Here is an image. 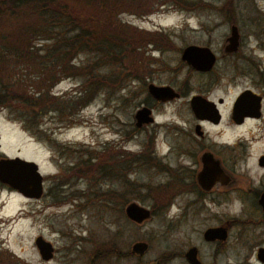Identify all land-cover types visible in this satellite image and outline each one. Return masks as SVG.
Here are the masks:
<instances>
[{"label": "rangeland", "instance_id": "obj_1", "mask_svg": "<svg viewBox=\"0 0 264 264\" xmlns=\"http://www.w3.org/2000/svg\"><path fill=\"white\" fill-rule=\"evenodd\" d=\"M137 1L142 4H138V11L123 10L118 13L117 19L146 32L159 33L162 39H158L157 46L149 42L139 47L143 61H140L137 73L126 77L122 86L109 91L102 88L67 116L57 115L56 112L43 114L39 119L38 134L30 133L6 108H0V156L19 155L34 159L44 176L43 192L37 198L24 197L0 184V252L3 262L8 255H11L9 258L13 255L16 261L8 260V264H60L62 252L70 249L72 258L67 264H86V255L91 257V249L99 240L112 239L125 252L132 241L142 239L148 245L142 260L145 264H152L150 261L168 245L181 250L188 239L200 242L199 232L207 221L201 222L196 217L188 221L173 220V228L168 229L166 214L171 209L165 208V203L160 208L155 207L159 209L142 223L129 221L119 200L113 197L114 200L110 201L109 193L101 195L102 198L97 194L99 191L117 194L120 190L117 180L106 182L93 167L102 163L105 155L109 154L108 149L120 146L119 126L122 121L125 130L132 133L133 111L140 102L149 100L143 88L146 82L180 84L186 69L179 58L181 46L209 43L219 51L224 36L228 34L229 22L233 21L243 41L242 49L250 55L249 46H255L259 41L255 32L264 26V0ZM207 3H214L216 8L202 7ZM167 39L170 44L165 43ZM254 52H259L264 63V47ZM90 58L89 53L80 52L72 57V62L84 64ZM235 63L237 68L247 64L240 57ZM109 69L108 66H100L99 71ZM79 81L76 75L62 77L51 90L64 98L74 92ZM245 82L237 77L236 89ZM171 109L168 104L159 105L155 110V122L146 129H140L133 138L126 139L125 147L139 149L140 141L146 135H153L152 147L161 154L166 149L168 131L165 123L169 120ZM81 158L87 159V163L82 162L80 166H88L89 171L82 176L64 179L61 174L65 167ZM133 176L139 181L151 183L164 179L161 171L144 169L136 170ZM60 177L63 179L59 180ZM140 191L143 192V189ZM137 201L150 207L151 200L146 195L140 194ZM38 234L56 249L54 256L47 261L40 258L34 245L33 238ZM200 245L204 259H210L207 252L211 247L203 243ZM121 256L106 257L96 264H139L133 257L119 258ZM223 261L221 257V264H224ZM164 264H183V261L175 258Z\"/></svg>", "mask_w": 264, "mask_h": 264}, {"label": "flooded vegetation", "instance_id": "obj_2", "mask_svg": "<svg viewBox=\"0 0 264 264\" xmlns=\"http://www.w3.org/2000/svg\"><path fill=\"white\" fill-rule=\"evenodd\" d=\"M202 7L216 8V5L207 3ZM232 24L238 33L237 44L234 49L225 50ZM228 34L219 51L209 43H195L208 46L214 53V62L208 69H196L180 58L181 49L190 43L180 47L179 58L186 68L180 84L159 83L172 86L176 95L154 98L147 92V83L152 81L146 82L143 88L149 100L140 102L135 110L147 107L152 119L136 124L134 110L132 133L125 130L122 121L120 146L108 149L109 154L102 161L103 179L117 180L118 200L129 221L142 223L163 203L171 209L166 214L168 229L173 228V220L188 221L196 217L201 222L207 221L199 232L200 242L188 239L181 250L168 245L150 261L152 264H164L175 258H181L183 264H194L189 260L191 247H194L191 256L200 264H221V257L224 264H264V63L259 52H254L264 47V26L255 32L259 41L249 46V54L254 57L244 53L243 41L233 21L229 22ZM239 57L247 62L244 67L237 68L235 60ZM237 77L246 81L239 89H236ZM163 104L172 108L165 123L166 149L157 153L152 147L153 135H146L139 149L126 148L125 140L154 123L155 110ZM138 169L161 171L164 179L153 183L139 181L133 176ZM43 180L42 175V192ZM140 194L151 200L150 207L146 206L150 214L136 222L126 216L124 207L130 201L139 203ZM208 227L218 228L212 237L203 234ZM201 243L211 247L207 252L210 259L202 256ZM146 250L138 254L129 246L127 253L119 258L133 257L139 264H145L142 257ZM55 251L53 246L50 257L43 260L51 259ZM70 253V249L62 252L60 264L71 260ZM88 255L86 264L91 260Z\"/></svg>", "mask_w": 264, "mask_h": 264}, {"label": "trees", "instance_id": "obj_3", "mask_svg": "<svg viewBox=\"0 0 264 264\" xmlns=\"http://www.w3.org/2000/svg\"><path fill=\"white\" fill-rule=\"evenodd\" d=\"M138 4L137 0H0V108H6L30 133L38 134L43 114L67 116L102 88L109 91L122 86L140 67L139 47L149 42L157 46L162 39L159 33L117 19L123 10L138 11ZM165 43L170 44L168 39ZM80 52L89 53L91 58L74 64L72 57ZM100 66L110 69L100 72ZM74 75L80 78L74 92L64 98L52 92L60 78ZM82 162L87 163V159L66 166L61 176L86 174L88 166L81 167ZM94 168L102 175L101 162ZM108 193L110 201L119 199L113 191L97 194ZM1 254L0 264L16 261L8 255L3 262ZM122 254L126 252L114 240H99L91 249L88 264Z\"/></svg>", "mask_w": 264, "mask_h": 264}, {"label": "water", "instance_id": "obj_4", "mask_svg": "<svg viewBox=\"0 0 264 264\" xmlns=\"http://www.w3.org/2000/svg\"><path fill=\"white\" fill-rule=\"evenodd\" d=\"M238 33L235 24L229 29L226 36L225 50H232L237 44ZM180 58L189 63L196 69H208L214 62V53L206 45L190 43L185 45L180 51ZM147 92L158 99L170 98L176 95V91L169 84L147 83ZM197 99V96H194ZM136 124L142 121H149L152 117L149 109L145 106L137 108L134 112ZM0 183L14 189L21 195L30 198H37L42 193V173L40 172L38 163L31 158H25L19 155L0 156ZM126 216L136 222H141L149 217V209L135 201L128 202L124 207ZM217 227H208L204 230L205 237H212ZM34 245L42 259H48L52 253V244L49 240L38 234L33 238ZM147 248V242L142 239L134 240L130 244V250L138 254ZM194 247L188 250L189 254H193ZM190 255L189 260L194 264H200L199 260Z\"/></svg>", "mask_w": 264, "mask_h": 264}]
</instances>
